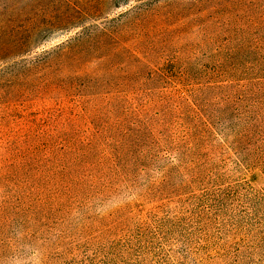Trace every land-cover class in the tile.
I'll use <instances>...</instances> for the list:
<instances>
[{
    "label": "rangeland",
    "instance_id": "rangeland-1",
    "mask_svg": "<svg viewBox=\"0 0 264 264\" xmlns=\"http://www.w3.org/2000/svg\"><path fill=\"white\" fill-rule=\"evenodd\" d=\"M105 1L0 0V264H264V0Z\"/></svg>",
    "mask_w": 264,
    "mask_h": 264
},
{
    "label": "trees",
    "instance_id": "trees-1",
    "mask_svg": "<svg viewBox=\"0 0 264 264\" xmlns=\"http://www.w3.org/2000/svg\"><path fill=\"white\" fill-rule=\"evenodd\" d=\"M120 1H123V3H126L129 0H117L116 2L117 3L119 2V4H120ZM90 4H91L92 13H102L106 9L105 8L106 7V1L105 0H92V2H90ZM115 6H117V4H115ZM96 15H100V14H96ZM87 17L92 18V15L87 14ZM75 23H77V22H75ZM29 30H32V32H33V28H28L24 32H19L17 30H9L6 28V31H4V33L6 36L15 38L17 40L16 47L19 48V50H20L21 48H25L27 43L30 41L29 35L31 33ZM26 50L28 51L29 49H26ZM124 149L128 150V152L131 151V149L128 146L124 147ZM137 154H141V153L138 152ZM137 160H138V158H136V160L134 162H137ZM78 165L77 166L74 165V166L78 167ZM89 168H90L89 163L84 164L81 167L80 172L75 173V174H77L81 177H84L86 175V180L89 182V184H84V185H87L88 189L94 190L95 194L102 195L104 193V191L101 188L103 179L95 178L93 176H88L87 171ZM87 177H89V179H87ZM75 178H77V177H75V175H74L72 182L68 186H65V189L69 190L68 192H70L73 197H74V194H75V197H77V196H79L80 193L83 192L80 189L82 186V183L80 182L81 179L77 178V180H75ZM116 178H118V177H116ZM109 182L112 183L111 181H109ZM93 196H95V195H93ZM58 198L61 199V197H58ZM61 201H63V199ZM84 201H86V203H90L89 200H87V198H82V200L80 201V208L87 207L86 204L84 203ZM35 212H36L35 210L32 211V213H35ZM65 214H63V215H65ZM63 217H61L60 219L59 218L55 219L52 222H62ZM51 220H52L51 217H49V216L47 217L46 215H42L38 219H35L33 221H30V222H51Z\"/></svg>",
    "mask_w": 264,
    "mask_h": 264
}]
</instances>
